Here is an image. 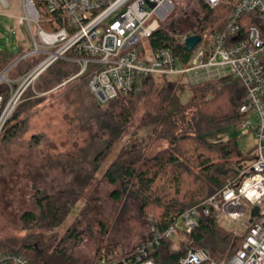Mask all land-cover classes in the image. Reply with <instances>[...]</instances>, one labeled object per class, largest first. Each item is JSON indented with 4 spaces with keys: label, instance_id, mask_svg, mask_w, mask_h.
<instances>
[{
    "label": "trees",
    "instance_id": "trees-1",
    "mask_svg": "<svg viewBox=\"0 0 264 264\" xmlns=\"http://www.w3.org/2000/svg\"><path fill=\"white\" fill-rule=\"evenodd\" d=\"M33 3L39 12V27L47 33L56 31L59 26L54 21L60 24V18L55 14L43 13L38 0H33ZM200 6L203 16L195 33L201 35L205 31H223L230 7H209L203 2ZM173 24L177 26L174 20ZM148 45L152 50L170 48L182 64L187 62L190 55L162 28L151 35ZM27 52L29 50L20 44L15 54L0 50V75L11 62L20 59L9 70L12 76L9 73L6 75L9 83L0 81V116L18 88L16 81H20L45 57L44 54H34L21 58ZM74 56L73 51L67 53L69 58ZM77 72L76 63L58 60L35 79L36 92L47 91ZM82 76H85L87 84L88 72ZM155 79L158 78H143L140 93L118 95L102 106L98 117L97 133L105 141V146L95 160V169L100 159L119 142L133 120L140 101L155 93L154 108L139 120V127L147 129L148 141L145 139L138 145L123 149L103 171L104 179L115 186L111 192L113 200L128 196L140 201L142 211L150 216L148 236L129 251L119 244L100 246L96 251L97 263L135 264L136 251L148 243L150 245L146 247L145 254L155 264H181V258L190 249L206 250L212 260L220 261L241 245V239L234 238L217 226V211L212 207L209 214L201 216L197 226L183 235L181 240L174 241L163 234L170 227L178 229L177 219L186 210L214 196L228 182L237 181L240 170L253 160L255 147L242 153L235 138L220 141L204 139L205 135L247 117L240 112L245 88L240 81L227 76L190 86V96L183 102L181 95L186 89L184 85L170 78L160 77L161 83H156ZM22 98L24 102L14 107L2 125L1 145L15 139L25 128L26 119L20 116L19 109L20 112L24 111L37 100L30 85L18 100ZM154 140H164L168 147L148 156L145 149ZM33 142V145L38 144V139L34 137ZM78 200L79 196L75 193L47 195L35 189L32 196L34 209L20 216L24 230L30 232L21 240L19 247L2 242L0 251L21 254L29 264H35L38 254L51 246L56 238L57 233L52 230L64 222ZM87 211L88 207L80 210L82 221L71 224L63 233V240L78 244L84 235L97 237L104 233L103 222L89 218ZM35 229L40 232H35ZM151 229L161 236L158 244L154 242L155 235Z\"/></svg>",
    "mask_w": 264,
    "mask_h": 264
},
{
    "label": "built area",
    "instance_id": "built-area-1",
    "mask_svg": "<svg viewBox=\"0 0 264 264\" xmlns=\"http://www.w3.org/2000/svg\"><path fill=\"white\" fill-rule=\"evenodd\" d=\"M38 1L41 11L57 15L60 24L54 21L59 26L57 30L44 32L38 26L39 12L33 0H26L34 16L28 14L24 21L29 24L35 19L41 48L35 44L34 50L21 58L39 53L46 57L25 76L24 88L29 79L58 60L78 65L74 78L88 72V90L100 107L120 94L140 93L142 79L147 76L189 85L230 76L242 83L246 94L240 112L247 117L235 127L242 135L254 130L253 160L239 172L237 181L228 182L214 196L186 210L177 219L178 229L170 227L163 236L171 239L190 233L212 207L217 211V226L240 238L241 245L220 261L212 260L206 250L190 249L180 263L264 264V0H196L198 5L203 2L209 7L227 5L231 9L223 31H205L201 35L195 33L199 23L188 35L170 22L178 0ZM160 28L185 49L189 37H200L192 50L186 49L190 55L185 64L170 48L149 47L148 39ZM70 51L75 54L72 58L67 57ZM14 103L12 97L8 107ZM5 111L0 116V130L7 118L3 119ZM254 207L258 208L257 215L252 213ZM154 235L158 244L161 236L156 231ZM148 245L136 251L135 264H155L145 254ZM0 264L29 263L21 254L0 251Z\"/></svg>",
    "mask_w": 264,
    "mask_h": 264
},
{
    "label": "rangeland",
    "instance_id": "rangeland-1",
    "mask_svg": "<svg viewBox=\"0 0 264 264\" xmlns=\"http://www.w3.org/2000/svg\"><path fill=\"white\" fill-rule=\"evenodd\" d=\"M27 15L26 0H0V50L15 54L18 44L29 52L34 50L35 44L41 48L39 25L35 19L27 24L24 21ZM202 16L201 6L196 0H178L170 22L174 20L182 34L190 35L191 25L199 23ZM13 62L1 73H4L1 81L9 83L6 75L13 67L14 64L8 69ZM12 74L9 73V76ZM24 78L16 81L18 88L12 96L15 103L8 107L7 114L17 104L24 102L23 98L20 101L18 99L28 85L37 100L24 111L20 112L19 109L20 116L26 119L23 132L7 144H0V243L19 247L21 240L30 232L24 230L20 216L34 209L32 196L35 189L47 195L71 192L79 196L78 202L64 222L52 230L57 233L56 238L52 240L51 246L38 254L34 263L106 264L104 261L97 263V248L119 244L122 249L129 251L149 233L150 216L142 211L140 201L128 196L113 200L111 192L115 186L104 179L103 171L123 149L148 139L147 129L139 127V120L154 108L155 93L140 101L133 120L127 125L119 142L100 159L95 169V160L105 146V141L97 133L98 117L103 107L100 108L93 100L85 76L74 78L72 75L44 92H36V78L29 79L24 88ZM157 78L155 82L161 83L162 79ZM181 84L186 87L181 95V101L184 102L190 96L188 88L193 85ZM252 122H256L255 117H252ZM235 125L211 132L204 139L220 141L235 138L242 153L254 148V130L242 135ZM34 137L38 139L36 145H33ZM167 147L166 141L154 140L145 152L153 156ZM84 207H88L89 218L103 222L104 233L97 237L84 235L78 244L63 240L65 230L74 222L82 221L80 210ZM34 231L40 232L38 229ZM182 236L173 239L178 241Z\"/></svg>",
    "mask_w": 264,
    "mask_h": 264
},
{
    "label": "water",
    "instance_id": "water-1",
    "mask_svg": "<svg viewBox=\"0 0 264 264\" xmlns=\"http://www.w3.org/2000/svg\"><path fill=\"white\" fill-rule=\"evenodd\" d=\"M150 6H153V4H150ZM199 41H200V37H199L198 35H195V36H191V37H189V38L186 40V44H185L186 49H187L188 51L192 50L193 47H194ZM18 60H20V59L15 60V61H14L9 67H8V69H9L13 64H15ZM8 69H7V70H8ZM3 74H4V73H3ZM3 74L0 76V81H1L2 79H4ZM10 102H11V100L7 103L6 107L4 108V111L7 109L8 105L10 104ZM11 110H12V109H11ZM4 111H3V112H4ZM252 213H253V215H257V213H258V208H257V207H254Z\"/></svg>",
    "mask_w": 264,
    "mask_h": 264
},
{
    "label": "bare ground",
    "instance_id": "bare-ground-1",
    "mask_svg": "<svg viewBox=\"0 0 264 264\" xmlns=\"http://www.w3.org/2000/svg\"><path fill=\"white\" fill-rule=\"evenodd\" d=\"M26 9H27V12H28L29 16L33 17L34 16L33 9L29 5H26ZM5 113H4L3 119L8 115L7 114L8 113V108L6 109Z\"/></svg>",
    "mask_w": 264,
    "mask_h": 264
}]
</instances>
